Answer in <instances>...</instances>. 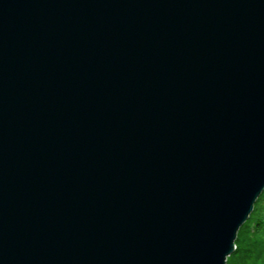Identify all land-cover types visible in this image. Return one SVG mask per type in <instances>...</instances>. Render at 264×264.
I'll list each match as a JSON object with an SVG mask.
<instances>
[{"label": "water", "instance_id": "water-1", "mask_svg": "<svg viewBox=\"0 0 264 264\" xmlns=\"http://www.w3.org/2000/svg\"><path fill=\"white\" fill-rule=\"evenodd\" d=\"M264 189V0H0V264H226Z\"/></svg>", "mask_w": 264, "mask_h": 264}, {"label": "rangeland", "instance_id": "rangeland-1", "mask_svg": "<svg viewBox=\"0 0 264 264\" xmlns=\"http://www.w3.org/2000/svg\"><path fill=\"white\" fill-rule=\"evenodd\" d=\"M234 243L236 248L226 264H264V189Z\"/></svg>", "mask_w": 264, "mask_h": 264}]
</instances>
